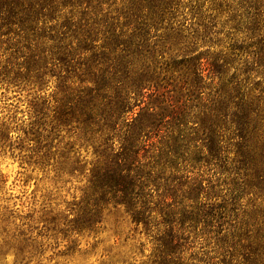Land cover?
<instances>
[{
	"label": "trees",
	"instance_id": "1",
	"mask_svg": "<svg viewBox=\"0 0 264 264\" xmlns=\"http://www.w3.org/2000/svg\"><path fill=\"white\" fill-rule=\"evenodd\" d=\"M182 4L0 0V67L13 84L42 89L55 78L54 92L33 106L31 134L37 141L41 134L34 127L42 125L48 109L57 127L99 139L72 220L75 230H97L110 187L114 205H124L134 222L155 231L154 264H264V88L250 76L231 74L227 52L206 61L200 55L163 59L151 32ZM181 28L168 31L176 35ZM258 30L255 23L247 26L250 43L263 58ZM193 60L191 67L187 61ZM249 70L260 73L244 71ZM112 132L123 140L114 156L104 147ZM43 147L47 156L50 143ZM211 165L234 175L226 192L219 189V176L209 172ZM226 213L239 219L218 235L220 223L214 222H224ZM201 218L208 221L198 231ZM199 243H214L219 259L211 251H196Z\"/></svg>",
	"mask_w": 264,
	"mask_h": 264
},
{
	"label": "rangeland",
	"instance_id": "2",
	"mask_svg": "<svg viewBox=\"0 0 264 264\" xmlns=\"http://www.w3.org/2000/svg\"><path fill=\"white\" fill-rule=\"evenodd\" d=\"M183 3L175 16L151 32V41L163 51V59L177 56L176 61H183L200 55L206 61L227 52L233 59L231 74L250 76V81L259 82L260 88H264V66L260 64L264 63V57L255 53L257 47L250 43L247 33V26L255 23L260 33L255 40L264 44V6L260 0H183ZM255 6L261 10L256 12ZM255 13L257 21H249L248 17ZM180 24L178 34L169 33L170 26ZM195 36L198 42H194ZM2 57L0 50V60ZM187 62L192 67L194 60ZM251 68L260 73L244 71ZM180 69L186 70V66ZM5 78L0 67V264H154L155 231L134 222L124 205H114L117 196L110 187L107 194L110 200L102 211L97 230L73 228L78 202L101 148L99 139L79 138L70 126L57 127L52 110L48 109L42 125L34 127L41 134L37 141L31 134L34 131L31 122L35 120L33 106L41 96L54 92L55 78H48L42 89L31 83H9ZM134 107L136 114L137 105ZM119 134L112 132L104 144L112 156L121 151L123 140ZM46 143H50V149L43 156ZM201 168L206 175V167ZM210 168L209 172L220 178L219 189L226 192L234 175L215 171L213 165ZM188 170L190 174L193 168ZM238 219L239 216L226 213L224 222H214L215 226L220 223L218 235L230 230ZM203 220L195 223L198 231L208 221ZM199 249L211 251L210 255L219 259L214 243H199L195 250ZM189 251L183 252L186 258Z\"/></svg>",
	"mask_w": 264,
	"mask_h": 264
}]
</instances>
